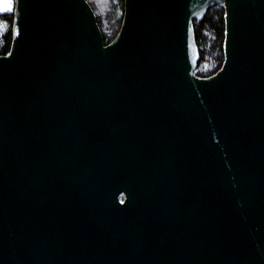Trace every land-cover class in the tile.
Here are the masks:
<instances>
[{"label":"water","instance_id":"95a60500","mask_svg":"<svg viewBox=\"0 0 264 264\" xmlns=\"http://www.w3.org/2000/svg\"><path fill=\"white\" fill-rule=\"evenodd\" d=\"M224 9L210 76L193 20ZM14 0L0 54V264H264V0Z\"/></svg>","mask_w":264,"mask_h":264},{"label":"trees","instance_id":"16d2710c","mask_svg":"<svg viewBox=\"0 0 264 264\" xmlns=\"http://www.w3.org/2000/svg\"><path fill=\"white\" fill-rule=\"evenodd\" d=\"M92 8L104 43H109L120 28L124 11V0H106L98 11L94 0H86ZM224 9L220 4L208 7L200 20H193L195 43L199 51V59L194 72L198 76L207 77L215 73L223 62ZM12 12H0V54H6L11 44Z\"/></svg>","mask_w":264,"mask_h":264},{"label":"rangeland","instance_id":"374dc122","mask_svg":"<svg viewBox=\"0 0 264 264\" xmlns=\"http://www.w3.org/2000/svg\"><path fill=\"white\" fill-rule=\"evenodd\" d=\"M9 2L12 4V6H13V4H14V0H9ZM94 2H96V4H97V7H98V11H100V12H105V8H103L102 6H104V3L106 2V0H94ZM4 3H5V0H0V12H12V9H13V7L11 8V10H7V9H5L4 7H3V5H4Z\"/></svg>","mask_w":264,"mask_h":264},{"label":"snow or ice","instance_id":"6c2138e0","mask_svg":"<svg viewBox=\"0 0 264 264\" xmlns=\"http://www.w3.org/2000/svg\"><path fill=\"white\" fill-rule=\"evenodd\" d=\"M3 7L7 10H11V8L13 7L12 4L9 2V0H5V3L3 5Z\"/></svg>","mask_w":264,"mask_h":264}]
</instances>
